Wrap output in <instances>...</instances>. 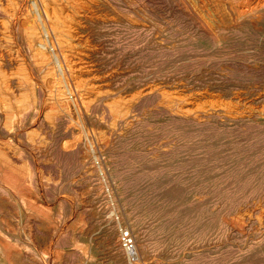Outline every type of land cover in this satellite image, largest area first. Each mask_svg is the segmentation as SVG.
Listing matches in <instances>:
<instances>
[{"label":"rangeland","instance_id":"1","mask_svg":"<svg viewBox=\"0 0 264 264\" xmlns=\"http://www.w3.org/2000/svg\"><path fill=\"white\" fill-rule=\"evenodd\" d=\"M135 1L138 12L140 10L139 17L147 19L145 23H153V19L160 18L154 22L163 20L161 23L169 24L171 18V24H175L177 29L167 30L162 37H176L177 34L176 39L182 40L181 50L178 49L179 54L175 56H168L154 46L136 44L141 39L134 33L113 38L112 30L103 31L96 27L93 33H101L95 35L98 39L94 43L99 48L96 57L99 56L104 64L105 73L117 71L115 79L118 78L122 86L135 87L134 91L149 82H163L179 90L183 87L188 92H203L210 101L229 102L234 105L232 109L238 107L239 111L247 110L244 102L251 101V107L264 104V96H260L264 95V23L257 28L250 27L253 32L249 28L230 34L233 36H228L224 46L218 47L205 39L193 41L192 34L183 32L180 18L171 12L170 0ZM176 19L178 23L174 22ZM117 41L122 44L133 42V46L124 48L115 44ZM98 116L101 117V112ZM96 118L97 115L91 122L86 121L89 131L101 127ZM151 120V125L139 131L137 138L110 140L109 157L103 153L91 131L90 138L95 146L91 142L89 157L86 156L90 171L84 176L75 174L73 184L64 168L56 165L52 156L44 152L41 159L46 164L43 165L45 168L40 167L42 170L38 169L39 174L57 184L51 185L44 193L37 191L31 174L35 164L25 161L33 178L24 173L15 183L24 194L28 187L38 203L50 206L46 208L49 220L44 216L37 221L32 215L22 216L21 211L14 210L13 203H22L23 198L11 191L15 187L7 188L0 175V198L5 202L0 209V228H7L6 220L11 222V229L5 236L8 240L5 247L14 255V264H129L119 242L123 229H129L134 237L141 253V264H264V237L256 232L260 225L264 230V223L261 224L264 222L261 216L264 202L255 205V215L251 219L247 215L242 218L244 224L232 223L229 218L234 217L238 209H251L256 197L264 193V183L249 195L234 199L235 208H227L225 215L217 214V210L223 207L221 196L231 197L235 193L232 190L236 188L241 189L239 196L245 194L251 177L264 173V117H257L247 126L232 120L210 122L211 125H189L167 119L155 111ZM101 129L107 131L110 127ZM170 131H178L183 137L176 139ZM23 138L3 137L0 144L7 142L16 147ZM164 139L176 140V145L167 152L148 154V148ZM96 154L100 159H96ZM108 162L114 173H110L109 168L103 172V166H108ZM218 173L223 176L219 177ZM118 180L123 187L117 186ZM3 234L1 231L0 235ZM186 241H192L198 247L187 248Z\"/></svg>","mask_w":264,"mask_h":264},{"label":"bare ground","instance_id":"2","mask_svg":"<svg viewBox=\"0 0 264 264\" xmlns=\"http://www.w3.org/2000/svg\"><path fill=\"white\" fill-rule=\"evenodd\" d=\"M170 1L171 12L180 18V26L183 32L192 34L193 41L199 42L201 39H205L212 45H218V47L225 43L224 41L230 34L240 30L245 31L250 27L257 28L264 23V0ZM139 15L140 10L138 12L135 0H0V139L3 137L16 139L24 136L23 140L20 141L21 145L18 144L16 147L11 143L6 144L7 142L0 144V175L5 180L7 188L15 187L11 191L14 194L19 193L23 198L22 203H13V209L21 211L22 216L23 214L32 215L37 221H41L45 216L49 220L50 216H47L49 214H47L46 208L50 206L38 203L37 198H33L30 192L32 190L28 187V192L25 194L18 189L15 182L20 181V175L26 173L30 179L33 178V175L35 188L43 193L51 185L55 186L57 183H51L38 171L40 167L46 164L41 159V154L46 152L56 161V165L64 168L66 176L71 177L69 181L73 184L75 174L83 175L90 171L88 167L90 162L87 161L86 156H88L90 144L93 142V139L90 138L92 137L91 131L97 137L93 136L98 142L97 144L101 145L102 148H100L103 153L109 157L112 146L110 140L137 138L136 135L139 131L141 132L146 126L151 125L155 111L167 119L189 125L232 120L247 126L252 121L255 122L257 117H264V104L251 107V101L248 102L250 104L244 102L247 110L239 111L238 107V109H232L234 105L229 102L215 103L212 102L213 98H210L212 100L210 101L203 92H188L183 87L179 90L176 86H170V83L167 85L163 82L155 83L154 81H152L154 83L143 84L144 86L142 85L134 91L135 87L132 89V87L122 86L120 80L115 79L118 75L117 71L105 73L104 64L99 60V56L96 57L99 53V48L94 43L98 39L95 36L98 32L93 33L96 27L103 31L112 30L113 38H119L128 32L134 33L133 35H137L141 39V42L137 41L136 44L154 46L158 51L168 56H175L179 52L178 49L181 50L179 46L182 40L181 38L176 39L177 34L176 37H174L175 35L170 38L162 37L167 30L170 32V30L177 29L175 24H171V18L168 20L170 21L169 24L166 22L168 24L166 26L165 22V24L161 23L163 20L159 23L154 22L160 18L153 19V23L148 24L144 22L147 19L145 17L140 18L142 16L139 17ZM174 22L178 23L177 19ZM252 29L250 28L251 31ZM255 33L257 34V32ZM115 44L124 48L133 46V42L122 44L119 41ZM260 96L263 97L264 95ZM99 112H101V117L98 116ZM96 115L99 125L105 129L109 126L110 129L106 131L100 127L89 131L86 121L91 122ZM170 134H173L176 139L183 137L178 131H170ZM69 137L72 138L68 139ZM87 141L90 142L89 145ZM175 143L176 140L164 139L160 144L148 148V154L155 155L157 152H167L176 145ZM96 156V159H100L98 154ZM25 161H30V163L32 161V164H35L32 175L29 167L24 164ZM109 161L111 160L109 159ZM100 164L102 169V163ZM56 165L53 166L57 167ZM104 166V173L108 168L110 173H114L109 162L108 166L106 165L105 168ZM241 173L243 172L241 171ZM218 176L222 177L223 174L218 173ZM251 178L245 194L239 196L241 189L236 188L232 190L235 193L231 194V197L221 196V200H219L222 201L223 207L217 210V214L225 215L224 212L227 208H235L234 199L249 195L256 191L262 182L264 183V173H258ZM117 186L123 187L121 180H118ZM177 193L179 195V192ZM61 197L63 196L61 195ZM256 198L257 200H254L251 209H238L234 217H229L231 222L241 223L245 215L251 219L255 215V205L257 203L261 205L264 202V193ZM4 203L0 198V209ZM261 214L264 217V212L261 211ZM6 222L7 228H0V232H4L3 236L0 235V264H14V255L5 247V242L8 241H6L5 236L11 229V222L9 220ZM212 223L214 222L212 221ZM256 232L258 236L264 237V230H262L261 225ZM119 239L121 250L127 260L141 264L139 257L136 260L129 257L123 246L121 235ZM222 243H224V239ZM185 244L187 248L191 249L198 247L192 241H186ZM217 261L219 260L217 259Z\"/></svg>","mask_w":264,"mask_h":264},{"label":"built area","instance_id":"3","mask_svg":"<svg viewBox=\"0 0 264 264\" xmlns=\"http://www.w3.org/2000/svg\"><path fill=\"white\" fill-rule=\"evenodd\" d=\"M121 239L129 257L136 260L139 257L138 247L129 229H123L121 231ZM129 264H135V262L132 261Z\"/></svg>","mask_w":264,"mask_h":264}]
</instances>
